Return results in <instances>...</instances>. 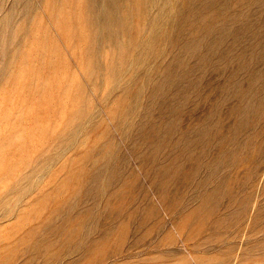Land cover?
Masks as SVG:
<instances>
[{"label":"rangeland","instance_id":"rangeland-1","mask_svg":"<svg viewBox=\"0 0 264 264\" xmlns=\"http://www.w3.org/2000/svg\"><path fill=\"white\" fill-rule=\"evenodd\" d=\"M49 1L0 0V264H264V0Z\"/></svg>","mask_w":264,"mask_h":264},{"label":"bare ground","instance_id":"bare-ground-1","mask_svg":"<svg viewBox=\"0 0 264 264\" xmlns=\"http://www.w3.org/2000/svg\"><path fill=\"white\" fill-rule=\"evenodd\" d=\"M48 1H49V0H48ZM48 1L45 0V4H47ZM50 1H51V0H50ZM50 1H49V3H51ZM55 1H56L57 3H59V2H58L59 0H55ZM62 1H63V0H62ZM62 1H61V2H62ZM66 1H68V0H64L62 3L64 4V3H66ZM61 2H60V5H62ZM52 3L54 4V2H52ZM57 3L54 4V5L56 6ZM74 3H75V1H74ZM263 3H264V2H263ZM53 4H52V5H53ZM54 5H53V7H55ZM65 5H67V4H65ZM65 5H64V7H65ZM78 5H80V4H78ZM81 5H82V3H81ZM45 6H46V5H45ZM48 6H50V5L48 4ZM62 6H63V5H62ZM68 6H69V5H68ZM73 6H74V5H73ZM73 6H72V7H73ZM136 6H137V4H136ZM229 6H230V5H229ZM51 7H52V6H51ZM51 7H50V8H51ZM57 7H58V6H57ZM57 7H55L56 9H55V8H51V10H52V9H55V11H56V10H57ZM60 7H61V6H59V9H60ZM77 7H79V6H77ZM77 7H75V8H77ZM129 7H130V6H129ZM62 8H63V7H61V9H62ZM70 8H71V7H70ZM70 8H67V9L71 10L70 12H74V11H75V12H74V14H72V13H70L69 11H67L66 13L69 12V13L71 14L70 16H68L69 14H68V15L65 14V16H64V14H63V17L68 16L67 18H64V19H66V21L63 19V20L65 21V23L69 20V18H70L72 15H74V19H77V20L80 21V19H78L79 16H77V17L75 18V13L77 12V13L79 14V12H78L76 9H75V10H72L74 7L71 8V9H70ZM80 8H81V7H79V9H80ZM223 8L225 9V6H223V5H219V6H217V7H216V14H218V15H222V12L224 11ZM61 9H60V10H61ZM67 9H66V10H67ZM83 9H84V2H83V8L81 9L82 13H80V15H81L82 18H84V17L87 18V17H86V14H85V16H82V15H84V14H83V11L85 12V10H83ZM115 9H116V8H115ZM226 9H227V8H226ZM226 9H225V10H226ZM60 10H59V12H60ZM55 11H54L52 14H56ZM57 11H58V10H57ZM57 11H56V12H57ZM63 11H64V10H63ZM61 13H64V12H61ZM77 13H76V15H77ZM85 13H86V12H85ZM223 13H224V12H223ZM57 14H58V12H57ZM228 14H230V13H227V15H228ZM60 15H61V14H60ZM87 15H88V14H87ZM218 15H217V16H218ZM54 16H55V15H54ZM57 16H58V15H57ZM61 16H62V15H61ZM61 16H60V17H61ZM88 16H89V15H88ZM217 16H215V17H217ZM228 16H230V15H228ZM228 16H226L227 19H228ZM63 17H61V19H62ZM221 17H222V16H221ZM226 17H222V18L225 19ZM231 17H232V15H231ZM85 18H84V19H85ZM229 18H230V17H229ZM53 19H54V20H57V21H60V20H58L59 17H57V19H56V18H53ZM67 19H68V20H67ZM71 19H73V18L71 17V18H70V21H72ZM90 19H91V18H90ZM90 19H88V20H90ZM232 20H233V18H231V21H232ZM64 21H63V22H64ZM222 21H223V19H222ZM228 21H230V20H228ZM231 21H230V22H231ZM61 22H62V21H61ZM80 22H81V21H80ZM84 22L86 23L87 21H84ZM226 22H227V21H226ZM230 22H227V24H226V23H224V24H226L227 27H229L228 23H230ZM55 23H56V21H55ZM72 23L74 24L73 21H72ZM78 23H79V22H76L75 24H76V26L80 27V26H79L80 23H79V25H77ZM81 23H82V22H81ZM219 23L222 24L223 22H219ZM58 24H60V23H58ZM63 24H64V23H62V25H63ZM68 24H69V22H68ZM70 24H71V23H70ZM75 24H74L73 26H75ZM82 24H84V23H82ZM82 24H81V25H82ZM86 24H87V23H86ZM64 25H65V24H64ZM64 25H63V26H64ZM88 25H89V27H90V24H89V23L87 24V26H86L85 24H84V26L82 25V27H84V29L86 28L85 30H87V29H88ZM222 25H223V24H222ZM63 26H62V27H63ZM66 26H67V25H65V27H63V28H66ZM71 26H72V24H71ZM71 26H69L70 29L72 28ZM230 26H231V25H230ZM234 26H235V25H234ZM234 26H233L232 28L237 29V28L234 27ZM58 27H60V25H59ZM62 27H61V29H62ZM78 27H77V30H76V27H74L76 32H77L79 29H81V28H78ZM220 27H221V26H220ZM220 27H219V28H220ZM243 27H244V26H243ZM221 28H223V27H221ZM224 28H225V26H224ZM232 28H231V30H232ZM240 28H242V27L240 26ZM61 29H59V30L61 31ZM68 29H69V28H68ZM68 29H67V28H66V30L63 29V30H64V32L62 31L63 36H64V34H65L66 38H69V37H72V38H73L74 36H76V35H75V32H74V30H73V28L71 29L72 31L70 30L71 32H69ZM84 29H83V30H84ZM217 29H218V28L216 27V30H217ZM235 29H234V30H235ZM238 29H239V28H238ZM242 29H244V28H242ZM81 30H82V29H81ZM81 30H80V31H81ZM85 30H84V31H85ZM219 30H220V29H219ZM219 30H217V31H219ZM223 30H225V29H223ZM229 30H230V27H229ZM84 31H82V32H84ZM89 31H90V30H89ZM89 31H86L87 33H85V34L87 35ZM220 31H221V30H220ZM226 31H228L227 28H226ZM235 31H236V30H235ZM235 31H234V32H235ZM78 32H79V31H78ZM78 32H77V33H78ZM221 32H222V31H221ZM221 32H220V33H221ZM229 32H230V31H229ZM229 32H225V33H229ZM237 32H238V31H237ZM243 32H244V30H243ZM215 33H217V32H215ZM230 33H231V32H230ZM239 33H240V32H239ZM239 33H237L236 35H238ZM62 34H61V35H62ZM71 34H73L74 36H72ZM82 34H83V33H82ZM221 34H223V33H221ZM231 34H232V33H231ZM231 34H229V35H231ZM70 35H71V36H70ZM79 35H81V33H80ZM83 35H84V34H83ZM88 35H89V36H88ZM88 35H87L86 37L91 38V37H90L91 34H88ZM215 35H216V34H215ZM223 35H225V34H223ZM223 35H222V38H223ZM234 35H235V33H234ZM123 36H124V35H123ZM216 36H218V35H216ZM226 36H227V35H226ZM76 37H79V36H76ZM83 37H84V36H83ZM83 37L81 36V39H82ZM86 37H84V39H85ZM219 37H221V36H219ZM224 37H225V36H224ZM230 37H231V36H230ZM238 37H239V35H238ZM74 38H75V37H74ZM74 38H73V39H74ZM89 38H88V39H89ZM119 38H120V37H119ZM215 38H217V39H215V41L218 40V37H215ZM79 39H80V38H79ZM81 39H80V41L77 40V39H76V40H77L78 42H81V41L84 40V39H83V40H81ZM88 39H86V40H88ZM204 39H205V38H204ZM220 39H221V38H220ZM224 39H225V38H224ZM230 39H231V38H230ZM236 39H237V38H236ZM213 40H214V39H213ZM226 40H227V39H226ZM221 41H222V39H221ZM227 41H228V40H227ZM227 41H225V42H227ZM68 42H69V39H68ZM86 42H87V41H85V43H86ZM203 42H204V41H203ZM203 42H202V43H203ZM205 42H206V41H205ZM218 42H219V41H216L217 44H215V45L218 46L219 44H221V42H220V43H218ZM85 43H84V44H85ZM202 43H200V44H202ZM77 44H78V43H77ZM77 44H75V45H77ZM80 44H81V43H80ZM80 44H79V45H80ZM204 44L206 45L207 43H203V45H204ZM75 45H73V42H72V39H71L70 47L73 46V48H74ZM85 45H86V44H85ZM203 45L201 46V48L203 47ZM221 45H222V47H223L224 44H221ZM108 46H109V45H108ZM206 46H207V45H206ZM206 46H204V47H206ZM217 46H216V47H217ZM218 47H219V46H218ZM85 48H86V47H85ZM206 49H207V48H206ZM206 49H204V51H206ZM201 50H203V49H201ZM86 51H87V49H86ZM86 51H85V49H84V52L81 51V53H82L83 55H86V54H84V53H87ZM204 51H203V53H204ZM115 53H116V52H115ZM203 53H202V54H203ZM207 53H208V52H206L205 55H206ZM82 54H81V55H82ZM202 54H201V56H202ZM107 55L109 56V54H107ZM205 55H204V56H205ZM207 56H208V55H207ZM207 56H206V57H207ZM112 57H113V56H112ZM116 57H117V56H116ZM202 57H203V56H202ZM202 57H201V58H202ZM203 59H205V58L203 57L202 60H203ZM203 61H204V60H203ZM110 62H111V61H110ZM44 63H45V62H44ZM107 65H108V64H107ZM42 67H43V66H40V68H42ZM85 67H87V66H85ZM35 69H36V67H35ZM43 69H45V68H43ZM43 69H42V70H43ZM53 69H54V68H53ZM37 70H40V69H37ZM37 70H35V71H37ZM51 70H52V69H51ZM40 71H41V70H40ZM40 71H37V73L40 72ZM52 71H53V70H52ZM33 72H34V71H33ZM31 74H32V73H31ZM51 74H52V73H51ZM33 75H34V74H33ZM51 76H52V75H51ZM54 79H55V78H54ZM219 80H220V79H219ZM44 91H45V90H44ZM7 170H9V169H7ZM7 172H8V171H7ZM7 174H8V173H7ZM1 175H2V174H1ZM68 179H69V178H68ZM17 237H18V236H17ZM27 237H28V236H27ZM29 237H30V236H29ZM7 238H8V237H7ZM11 239H12V237H11ZM57 239H58V238H57ZM9 241H10V240H9ZM17 242H18V241H17ZM46 247H47V246H46ZM42 248H43V247H42ZM29 250H30V249H29ZM34 250H35V249H34ZM44 250H45V249H44ZM30 251H31V250H30ZM37 251H38V250H37ZM54 251H55V250H54ZM26 252H27V251H26ZM28 252H29V251H28ZM38 252H39V251H38ZM47 252H48V251H47ZM47 252H46V255L49 254V252H48V253H47ZM29 254H30V252H29ZM29 254H28V255H29ZM44 254H45V253H44ZM47 258H48V257H47ZM20 264H21V262H20ZM23 264H25V263L23 262Z\"/></svg>","mask_w":264,"mask_h":264},{"label":"water","instance_id":"water-1","mask_svg":"<svg viewBox=\"0 0 264 264\" xmlns=\"http://www.w3.org/2000/svg\"><path fill=\"white\" fill-rule=\"evenodd\" d=\"M151 1L154 2L156 0H151ZM93 2H94V8L96 11V19L98 22H100L102 19V15L104 14L105 9H106L105 5H106V3L109 2V0H93Z\"/></svg>","mask_w":264,"mask_h":264}]
</instances>
